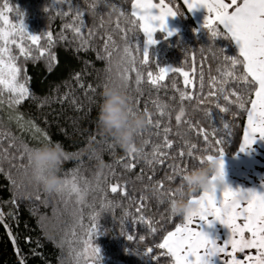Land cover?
<instances>
[{"label": "trees", "instance_id": "obj_1", "mask_svg": "<svg viewBox=\"0 0 264 264\" xmlns=\"http://www.w3.org/2000/svg\"><path fill=\"white\" fill-rule=\"evenodd\" d=\"M164 1L176 9L181 27L171 36L157 31L144 64V35L140 22L132 23V0H0L8 23L17 29L24 24L22 41L13 38L26 44V55L15 44L10 54L29 92L18 105L11 103L13 93L0 92V151L5 153L0 163V264H173L166 249L158 247L184 222L170 212L169 201L177 197L183 174L207 155L219 156L221 148L227 156L237 153L257 85L250 77L239 79L242 64L235 66L232 78L224 76L233 70L226 57L239 58V51L222 25L213 38L181 0ZM30 35L40 36L39 42L32 44ZM167 65L180 71L152 85L147 74L158 76ZM182 72L190 74L194 87L185 86ZM222 79L227 101L219 92ZM104 86L125 93L135 111L151 117L137 136L139 154L122 151L100 132L97 114ZM181 92L191 99L181 100ZM237 97L243 98L244 109ZM181 108L184 114L177 122ZM165 128L172 147H161L163 155L154 156V147L164 143ZM55 143L64 151L58 173L62 185L75 179L82 200L67 190L45 191L34 178L28 150ZM112 186L118 191L111 192Z\"/></svg>", "mask_w": 264, "mask_h": 264}, {"label": "snow or ice", "instance_id": "obj_2", "mask_svg": "<svg viewBox=\"0 0 264 264\" xmlns=\"http://www.w3.org/2000/svg\"><path fill=\"white\" fill-rule=\"evenodd\" d=\"M188 5V10L191 12L193 9L200 7L206 8L209 15L205 18L203 27L209 29L211 37L215 38L220 33L218 26H223L225 34L234 41L235 46L239 51V58L231 57L230 63L232 65L231 71H226L224 76L232 78L234 76L235 66L238 64L243 65L244 76L239 79L247 80L249 77L251 81L257 85L255 91V99L251 101V108L247 112L248 127L244 133V141L240 145L239 151L245 152L251 149L252 145L256 142L257 137L264 139V0H199V2H189L185 0ZM231 9V10H230ZM82 15V13H78ZM123 15V12H121ZM132 17L136 19L132 21L135 25L139 21V27L143 30L147 40L143 47V63L149 62L148 45L157 43L153 38V34L159 30L167 32L168 36L173 35V32L168 31L167 18L175 17L176 14L168 8L165 10L164 0H159V4L152 3V0H134L132 3ZM0 21L8 24V19L3 11H0ZM117 28L119 25L117 24ZM79 33L80 29H76ZM19 36L22 40L24 38V24L21 23L19 29L15 25L8 26L7 29L0 27V92L7 90L15 95L11 101L13 104H20L21 101L28 96V89L24 84L18 83V75L20 69L16 67V57L10 54L9 44H15L19 47L22 54L26 55V50L23 46L17 43L13 37ZM32 44H37L40 40L38 35H30L28 37ZM51 39V34H49ZM111 36L108 37L110 41ZM107 47V44L105 45ZM125 54L131 57L130 50L126 47ZM134 63V58L130 59ZM128 70L125 69V72ZM170 71H180L179 69L160 68V74L153 76L149 72L148 78L152 85H158L159 81H163L165 76ZM184 77L185 86H195L194 79L190 78L188 72H182ZM139 84V73H137ZM127 79V76H122ZM201 88L203 87V75L201 74ZM224 83L226 79L219 81V92L223 95L225 101L228 100V94L225 93ZM212 86L217 84L216 79H212ZM214 95V93H210ZM181 100L191 96L185 92L180 93ZM239 107L245 108V102L242 97H237ZM227 109H221L226 111ZM163 115V111L160 112ZM183 108L180 113L175 117L177 122L181 121L183 116ZM18 120L22 117H17ZM148 122L151 123V117ZM32 124L31 121L28 122ZM159 123L157 127L159 128ZM227 127V125H225ZM36 133H41L48 139L46 133L32 124ZM164 143L154 147V156L163 155L159 150L161 147L171 148L172 142L168 139L169 129H164ZM207 141V134L204 136ZM219 144L220 141H217ZM196 146L192 145L189 149L188 155L191 157L195 151ZM27 150V149H26ZM221 158V176L225 178L224 168V153L223 149H219ZM131 154V153H130ZM181 157L184 152L180 153ZM5 153L0 151V163L3 162ZM212 155H207V159H211ZM151 163V162H150ZM203 163V160H201ZM30 164V162H29ZM3 169L0 168V171ZM214 179V178H213ZM67 190L69 194L75 193L78 200H82L81 190L75 179L69 181L65 179L64 184L61 185L57 191ZM118 191L117 186L111 187V192ZM244 194L247 200V206H243L245 199H240L238 196ZM193 200L198 201L199 207L195 213L184 219L181 226L176 227L175 231L169 232L164 237L163 242L158 245L160 249H166V255L172 258L173 264H214V258L220 262V254H225L231 257L230 264H264V191H257L255 188L242 189L238 188L233 190L226 183L222 189H213L211 192L202 193L199 198L191 197ZM2 215V213H0ZM212 217L213 219H209ZM242 220L243 223H238ZM212 225L215 221L227 226L231 231V236L227 239L223 246L217 243L216 239L210 238L209 234L205 232L199 222ZM245 232L251 234L249 239H245ZM238 237V238H237ZM127 239L131 241L132 236ZM87 244V240L84 242ZM231 246V252H228V246ZM256 249L255 256H247L243 261L236 259L237 252H244L245 249ZM96 253L100 252L99 248L94 249ZM149 253L152 249L147 250ZM221 264V262H220ZM224 264H229L225 261Z\"/></svg>", "mask_w": 264, "mask_h": 264}, {"label": "clouds", "instance_id": "obj_3", "mask_svg": "<svg viewBox=\"0 0 264 264\" xmlns=\"http://www.w3.org/2000/svg\"><path fill=\"white\" fill-rule=\"evenodd\" d=\"M101 102L97 114V124L100 132L126 153L139 154L137 136L148 126L146 114L135 111L128 96L111 86L101 90ZM64 158V151L59 143L47 144L30 148L27 159L32 167L34 178L45 191H56L63 183L58 174ZM221 158L212 155L203 163L182 176L177 188V197L169 201L172 214L183 219L195 213L199 207L198 201L191 197L196 193H207L222 189L225 178L221 176ZM224 163V161H223ZM214 178V179H213ZM245 199L244 194L238 196Z\"/></svg>", "mask_w": 264, "mask_h": 264}, {"label": "crops", "instance_id": "obj_4", "mask_svg": "<svg viewBox=\"0 0 264 264\" xmlns=\"http://www.w3.org/2000/svg\"><path fill=\"white\" fill-rule=\"evenodd\" d=\"M181 1L188 10V5L185 3V0H181ZM189 2H193V0H189ZM195 2H199V0H195ZM209 2H211V0H209ZM226 2H228V0H226ZM189 13L193 17L196 24L198 25H203L205 18L209 15L207 9L203 7H200L198 9H193ZM253 99H255V95ZM247 127H248V119L246 117L240 145L244 141V133ZM239 148L234 156L224 155L225 183L228 186H230L233 190L238 188H242V189L255 188L257 191H264V139L257 137L256 142L252 145L251 149L246 150L245 152L239 151ZM217 157H220V155ZM199 196H197L196 198H199ZM243 206H247L246 199L244 201ZM209 219H213V218L209 217ZM199 223L202 226L203 230L209 234L210 238L216 239L217 243L220 244L221 246H223V243L231 236L230 229L227 226L221 224L219 221H215L211 226L205 224L202 221ZM238 223L242 224L243 221L239 220ZM175 229L176 228H174L172 231H175ZM244 235H245V239H249L251 236V234L248 232H245ZM227 251L231 252L230 245L228 246ZM256 254H257V250L254 248L245 249L244 252L236 253V259L243 261L245 257L249 255L255 256ZM225 261H228L230 264L231 257L226 256L223 253L220 254L221 264H224ZM220 262L216 260V258H214V264H220Z\"/></svg>", "mask_w": 264, "mask_h": 264}, {"label": "rangeland", "instance_id": "obj_5", "mask_svg": "<svg viewBox=\"0 0 264 264\" xmlns=\"http://www.w3.org/2000/svg\"><path fill=\"white\" fill-rule=\"evenodd\" d=\"M133 2H134V0H132V3ZM152 3L159 4V0H152ZM164 6H165V10H167L168 8H170L176 14L175 17H168L167 18L168 31H171L174 34V33L178 32L179 29H180V27H181L179 15H178L176 9L174 8V6H172L171 4H169V3H167V2L164 1ZM8 26H9V23L8 24H4V23L0 22V27H3L5 29H7ZM157 31H159V30H157ZM142 32H143V30H142ZM156 32L153 34V38L154 39H156ZM165 33L167 34V32H165ZM143 35H144V33H143ZM146 40H147V37L144 35L143 47H144V44H145ZM21 41H18L17 43L20 44L21 46H23L25 48L26 44L21 43ZM149 46L150 45H148V48H149ZM9 49H10L11 52H14L13 44H10V48ZM15 64H16V62H15ZM16 67H18L17 64H16ZM164 68H172V66L167 65V66H164ZM18 83L24 84L22 81H20V73L18 75Z\"/></svg>", "mask_w": 264, "mask_h": 264}, {"label": "water", "instance_id": "obj_6", "mask_svg": "<svg viewBox=\"0 0 264 264\" xmlns=\"http://www.w3.org/2000/svg\"><path fill=\"white\" fill-rule=\"evenodd\" d=\"M8 234H9V237H10L11 241L13 242V238H12V235H11V233L9 232V230H8ZM13 243H14V242H13Z\"/></svg>", "mask_w": 264, "mask_h": 264}]
</instances>
